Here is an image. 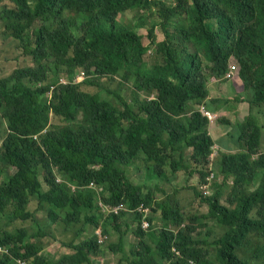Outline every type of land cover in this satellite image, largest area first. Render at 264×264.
<instances>
[{
  "label": "trees",
  "instance_id": "trees-1",
  "mask_svg": "<svg viewBox=\"0 0 264 264\" xmlns=\"http://www.w3.org/2000/svg\"><path fill=\"white\" fill-rule=\"evenodd\" d=\"M8 2L13 7L0 10V28L19 42L36 67L17 69L0 80V114L7 124L0 148V219L22 226L8 230L0 225V248L8 251L0 254V264H17V259L94 264L104 247L95 236L98 228L104 235L117 232L118 243L108 251L124 255L130 229L126 218L135 225L131 231L142 246L129 264H264V152L262 127L253 115V107L264 111V0ZM127 12L137 13V24L120 20ZM173 20L178 21L174 27ZM148 21L151 27L144 37L138 30ZM158 27L162 40L156 36ZM150 51L151 63L145 59ZM47 57L55 59L56 68L65 67L71 78L84 71V81L57 87L58 78L50 80ZM230 60L240 67L250 114L237 120L238 140L220 142L236 151L221 155L214 167L210 159L216 141L208 123L216 120L209 122L190 107L226 108L224 99L211 98L208 81L224 78ZM117 78L120 85L132 83V89L129 97L114 93V104L102 97L101 88L103 80ZM142 93L155 97L145 99ZM52 116L61 124L52 126ZM137 162L166 183L182 172L186 184L197 178L199 186H209L207 170L223 182L215 181L209 196L204 186L202 193L190 184L188 190L207 211L190 212L186 218L172 197L156 199L158 185L149 188L130 180L126 168ZM92 183L100 189H87ZM71 187L77 188L74 195ZM173 187L178 197L179 185ZM225 191L227 206L222 204ZM32 197L35 211L29 210ZM141 205L152 209L150 218L145 209L134 211ZM106 206L122 210L107 215ZM58 209L68 213L62 220L66 226L83 222L76 235L91 225L93 236L70 247L74 254L52 260L42 254L41 243L50 235L40 227L31 234L23 225L38 227L36 212L43 210L50 224H57ZM159 211L162 232L154 227ZM144 220L152 227L147 231L141 228ZM195 225L208 237L217 236L212 241L195 238Z\"/></svg>",
  "mask_w": 264,
  "mask_h": 264
},
{
  "label": "rangeland",
  "instance_id": "rangeland-1",
  "mask_svg": "<svg viewBox=\"0 0 264 264\" xmlns=\"http://www.w3.org/2000/svg\"><path fill=\"white\" fill-rule=\"evenodd\" d=\"M167 4L173 5V0H163ZM9 6L13 7L12 4L8 2V0H4L3 4H0V10L3 8V6ZM71 16V14L69 15ZM137 13L136 12H127L122 17H120V20L124 23H127L131 25L130 23L137 24ZM178 19H182L178 18ZM159 22V19L157 20ZM178 21L170 22L171 26H176ZM0 26L1 23H0ZM151 27V23L148 21L146 28L143 30H138L139 34L146 37L148 34V30ZM156 36L163 39V31L160 27L156 29ZM152 52L150 51V54L146 56V60L151 63L153 61ZM47 71L50 76L51 82L55 80V77L58 78L57 87H72L75 84L81 83L84 81V71H78L76 74V77L74 76L71 78L68 74V71L65 67H62L60 69L55 67V59L52 57H47ZM26 67H36V64L33 62L32 58L29 56H26L19 44V42L12 37H10L3 28H0V80L9 78L13 72L17 69L26 68ZM239 65L235 60H230L228 65V70L224 78L222 79H216L213 77H209L208 81V89L210 90V96L211 98H220L224 99L226 101L225 104H227L226 108L218 109V106L213 105L210 107L207 106H201L198 107H190V110L195 108L196 110H199L201 113L205 112V115H210L212 118H216V123L209 124L208 123V132L212 139H214L215 145L212 149V155L210 161H215V166L217 167L218 164H216V160L223 155L224 153H233L235 150L232 149L230 146H223L221 143H228L230 142L231 138H235V140H238L239 133L238 131L234 130L235 125L237 124V120L241 121L245 117H247L248 114H250L248 103V95L246 92H244L243 84L239 78ZM74 80V81H73ZM119 79L112 80H103L102 84L103 87L101 88L104 90V93L102 94V97L108 98L110 102L114 103L112 100H116L114 93H120L124 97H129L130 90L132 89V83H124V85L119 84ZM90 86H83V89L87 90ZM142 98L147 99L148 97H151L153 99L155 97V93L153 94H147L142 93ZM112 99V100H111ZM49 101H51L49 99ZM254 113L253 115L256 116V119L258 120L259 125L262 127V151L264 152V111L259 112L258 108L253 107ZM211 119V120H214ZM222 120H225V123L223 125H220ZM209 121V120H208ZM211 122V121H209ZM51 125H60L61 120L59 118H56L54 116L51 117ZM216 125L213 129H210L211 126ZM230 132V133H229ZM229 134V135H228ZM7 136V124L4 119H2L0 114V148L3 144L4 139ZM228 136V137H227ZM185 158L189 159L191 157V151L187 150L185 153ZM175 160H178V156L175 154ZM186 161V159H185ZM188 162V161H187ZM126 172L130 180L138 185L141 186H157L158 185V191L154 190V195L157 200H164L167 197H172L175 202H172L177 205V207L180 208L181 212L185 214L186 218L188 217V214L190 212H206V206L201 203L200 200H197L192 193V191H189V185L196 186L198 188V191H201V187L205 184L198 185V179H192L189 181V183H185V177H183L182 172H178L175 175V178L172 180V184L164 182L163 179H157L154 178L152 173L147 171L144 166L140 165L139 162H137L135 165H132L129 168H126ZM168 174L169 171L167 170ZM207 172L208 179H210V182H207L208 188L204 189L206 192V196L212 195L215 191L214 182L216 181L218 184H221L223 182V179L221 176H218L215 174V172ZM210 174V175H209ZM41 180L44 183V177L41 175ZM213 180L212 184L211 181ZM3 181V176L0 174V183ZM229 182L231 180H228ZM146 184V185H145ZM176 184L179 185L180 193L178 197H176L177 194H173L174 187ZM44 189H47V186L44 184ZM72 194L74 195L76 192V187H71ZM87 189H93L97 191L100 189L96 184L92 183L90 184ZM146 192V189H145ZM202 192V191H201ZM202 192V193H203ZM162 193L163 196H162ZM227 191L223 193L222 196V204H227ZM173 195V196H172ZM205 196V197H206ZM204 197V196H203ZM30 204H29V210L35 211L38 207L37 201L35 198H31ZM154 205V204H153ZM144 206L141 205L139 208L135 210L136 213H141L143 211ZM61 209L56 210V213L59 214V221L57 224H50V220L48 218V211H38L36 212V215L38 218V227H36V224L32 222H27L23 225L26 229L29 230V232L32 234L36 229L42 228L45 233L50 235L48 238H41V243L43 246L42 254H46L50 256L52 260H57L62 256H69L74 254V250L70 247H73L75 245L83 244L87 238L92 237L93 229L91 225H87L86 232L82 233L80 236L76 235V230H79L83 226V222L79 224H75L70 226H66V224L62 221L65 219V215L68 214L66 211L60 212ZM148 214L149 218L152 215V209L149 208ZM60 212V213H59ZM61 214V215H60ZM147 218V219H149ZM0 225L5 229H14V228H22L21 224H15L10 225L8 220H2ZM148 228H143V224L141 225V228L144 231L149 230L151 227L150 222ZM125 224L130 225L129 233L127 236H125V244L123 247L124 255L119 254H113L108 251V246L110 244H117L118 243V235L117 232H110L111 234L104 235L103 230L101 228H98L95 232V236L98 238L97 241H99V238H103V250L102 253H100L97 257L94 258L93 263L94 264H129L131 261L135 260V254L139 252L142 249V246L140 245V240H138V236L136 235V231L134 234L132 233V228L135 229V225L132 226L130 223L129 218L125 219ZM185 226H190L187 223H185ZM126 227V226H124ZM154 227L157 232H162L164 228V224L161 221L160 218V211L155 214V221H154ZM196 229L194 231V237L199 238L200 235L202 237H206V240L212 241L213 238L217 236L208 237L205 232L202 231V229H197V225L194 226ZM41 229V230H42ZM144 241V240H143ZM147 246H150L154 251L156 250L155 246L149 241H144ZM100 245V244H99ZM64 249V251H63ZM65 252V253H64ZM173 252L176 254V256H179V253L173 249ZM2 254V253H0ZM45 255V256H46ZM126 260V261H125ZM193 262V261H192Z\"/></svg>",
  "mask_w": 264,
  "mask_h": 264
},
{
  "label": "built area",
  "instance_id": "built-area-1",
  "mask_svg": "<svg viewBox=\"0 0 264 264\" xmlns=\"http://www.w3.org/2000/svg\"><path fill=\"white\" fill-rule=\"evenodd\" d=\"M205 112H202V114L209 120V121H211V122H213L214 120H216V118L214 119V118H212V117H210V115H205L204 114ZM211 119H214V120H211ZM208 188V186L206 185V186H204L203 187V190L204 189H207ZM119 210L121 211L122 210V208H116V209H109V208H106L105 209V212L106 213H114L115 215H117V214H119ZM145 211H146V213H148L149 211L147 210V209H145ZM142 224H143V228H148L149 227V223H148V221H146V220H144L143 222H142ZM103 238H101L100 239V241H99V243H103ZM0 253H3V254H7V250H5V249H3V248H0ZM17 264H28V262L27 261H24V260H22V259H17Z\"/></svg>",
  "mask_w": 264,
  "mask_h": 264
},
{
  "label": "clouds",
  "instance_id": "clouds-1",
  "mask_svg": "<svg viewBox=\"0 0 264 264\" xmlns=\"http://www.w3.org/2000/svg\"><path fill=\"white\" fill-rule=\"evenodd\" d=\"M201 114H202V113H201ZM202 116H203L204 118H206L203 114H202ZM206 119H207V118H206ZM106 205H107V204H106ZM106 208H109V209L112 210V209H116V208H120V207L110 208L109 206H106V207L104 208V211H105ZM145 209H147V210L149 211L148 208H145ZM134 211H135V210H134ZM149 212H150V211H149ZM130 213H132V211H131ZM106 214H107V215H108V214H109V215H110V214L115 215L114 213H106ZM117 215H119V214H117ZM101 238H102V237L99 238V241H100ZM99 241H98V243H99ZM99 244H101V243H99ZM3 249H4V248H3ZM2 254H3V253H2ZM7 254H8V251H7ZM7 254H6V255H7ZM16 261H17V260H16ZM190 264H195V263L192 262V261H190Z\"/></svg>",
  "mask_w": 264,
  "mask_h": 264
},
{
  "label": "crops",
  "instance_id": "crops-1",
  "mask_svg": "<svg viewBox=\"0 0 264 264\" xmlns=\"http://www.w3.org/2000/svg\"><path fill=\"white\" fill-rule=\"evenodd\" d=\"M215 126H216V125L211 126L210 129H213ZM210 134H211V133H210ZM211 136H212V135H211ZM63 251H64V249H63ZM64 253H65V252H64Z\"/></svg>",
  "mask_w": 264,
  "mask_h": 264
}]
</instances>
